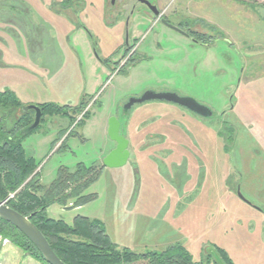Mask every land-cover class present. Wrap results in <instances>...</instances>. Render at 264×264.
Listing matches in <instances>:
<instances>
[{
    "label": "rangeland",
    "instance_id": "obj_1",
    "mask_svg": "<svg viewBox=\"0 0 264 264\" xmlns=\"http://www.w3.org/2000/svg\"><path fill=\"white\" fill-rule=\"evenodd\" d=\"M129 1L0 0V90L16 92L23 109L67 108L23 140L39 164L37 191L61 167L97 166L87 202L56 200L47 214L100 219L137 252L182 244L201 264H264V0H153L181 30L119 14ZM148 90L192 97L212 114L157 99L125 108ZM112 115L131 156L110 168L98 164L116 145ZM0 264L44 263L0 236Z\"/></svg>",
    "mask_w": 264,
    "mask_h": 264
},
{
    "label": "trees",
    "instance_id": "obj_2",
    "mask_svg": "<svg viewBox=\"0 0 264 264\" xmlns=\"http://www.w3.org/2000/svg\"><path fill=\"white\" fill-rule=\"evenodd\" d=\"M39 104L42 110L41 122L46 114L67 113L66 106L55 102ZM85 104L86 101L83 99L73 111L79 110ZM17 109H21V113L9 126L8 115ZM34 119L35 110H24L16 92L9 88L0 90V199L4 200L11 192L16 191V195L10 198L7 203L30 217L45 234L62 260L68 264H130L141 259H146L150 264L202 263L195 260L189 249L182 244L171 245L160 251L137 252L129 247H119L107 232L105 223L100 219H92L78 214L72 223H69L62 218L49 216L47 207L56 200L66 203L68 199H72L73 206H80L89 200V197L82 192L94 178L97 166L87 167L79 163L75 171L70 170L69 167H61L59 174L51 182L49 188L40 194L37 190L44 189V187L42 184H38V177H35L37 173L32 177L39 164L35 156L30 154L23 144L26 136L41 125L40 122L37 127L24 133V129ZM98 165L105 166L103 163ZM64 174H66L65 178ZM29 177L35 178L27 181ZM78 179L86 180L83 185H78L73 192H65L68 183L78 181ZM0 236L8 238L13 244L42 263L49 264L37 245L19 228L1 216ZM215 252L232 263L231 259L225 255L224 248L217 247Z\"/></svg>",
    "mask_w": 264,
    "mask_h": 264
},
{
    "label": "water",
    "instance_id": "obj_3",
    "mask_svg": "<svg viewBox=\"0 0 264 264\" xmlns=\"http://www.w3.org/2000/svg\"><path fill=\"white\" fill-rule=\"evenodd\" d=\"M145 1L150 3L149 0ZM162 21L167 23L170 27L174 29L181 30L180 27L168 22L165 18H163ZM154 99L168 100L179 103L201 115L212 114V110L208 106L200 103L198 100L188 96H181L175 92L170 91L148 90L144 92L141 96L130 97L127 103L125 104V108H131L136 103H141ZM24 109L35 110L34 121L23 131L24 133H27L39 125L42 117V110L41 107L37 104L26 105L24 106ZM108 134L110 138L116 142V145L105 155L102 160L103 164L106 167L110 168L125 165L131 156L130 139L121 132V121L116 115H112L109 118ZM239 193L243 197L241 192ZM0 216L15 225L24 234H26L37 245V247L42 252L43 256L49 264H68L59 257V255L51 246L45 234L38 228V226L30 219L28 215L17 211L2 199H0Z\"/></svg>",
    "mask_w": 264,
    "mask_h": 264
},
{
    "label": "flooded vegetation",
    "instance_id": "obj_4",
    "mask_svg": "<svg viewBox=\"0 0 264 264\" xmlns=\"http://www.w3.org/2000/svg\"><path fill=\"white\" fill-rule=\"evenodd\" d=\"M114 1L115 0H112V3ZM149 1L150 3L145 0H132L131 2L129 1L127 3V6L125 5L120 7V10H118V12L119 14L125 13L126 18L128 19H130L133 14L140 13V15L142 14L141 16L145 15L149 18H152L151 16L157 17L158 21H162V19L165 18L168 22H170L166 17L163 16V12L160 10L159 5L154 3L153 0Z\"/></svg>",
    "mask_w": 264,
    "mask_h": 264
},
{
    "label": "crops",
    "instance_id": "obj_5",
    "mask_svg": "<svg viewBox=\"0 0 264 264\" xmlns=\"http://www.w3.org/2000/svg\"><path fill=\"white\" fill-rule=\"evenodd\" d=\"M30 103H32V99H31ZM33 103H37V102H33ZM60 103H62V102H60ZM107 129H108V124H107ZM51 139H53V135H51Z\"/></svg>",
    "mask_w": 264,
    "mask_h": 264
},
{
    "label": "built area",
    "instance_id": "obj_6",
    "mask_svg": "<svg viewBox=\"0 0 264 264\" xmlns=\"http://www.w3.org/2000/svg\"><path fill=\"white\" fill-rule=\"evenodd\" d=\"M6 202V200H4Z\"/></svg>",
    "mask_w": 264,
    "mask_h": 264
}]
</instances>
